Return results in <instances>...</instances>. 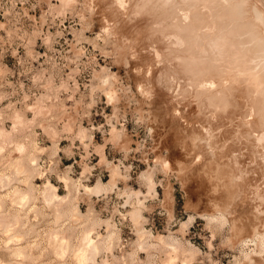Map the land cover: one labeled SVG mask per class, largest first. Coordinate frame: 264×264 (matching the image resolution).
<instances>
[{"label": "rangeland", "instance_id": "obj_1", "mask_svg": "<svg viewBox=\"0 0 264 264\" xmlns=\"http://www.w3.org/2000/svg\"><path fill=\"white\" fill-rule=\"evenodd\" d=\"M262 20L0 0V264H264Z\"/></svg>", "mask_w": 264, "mask_h": 264}, {"label": "bare ground", "instance_id": "obj_2", "mask_svg": "<svg viewBox=\"0 0 264 264\" xmlns=\"http://www.w3.org/2000/svg\"><path fill=\"white\" fill-rule=\"evenodd\" d=\"M203 2H204V1H203ZM240 2H241V1H240ZM219 4H220V3H219ZM234 4H235V3H234ZM240 4H241V3H240ZM208 5H209V4H208ZM218 6H219V5H218ZM220 6H221V5H220ZM200 7H201V6H200ZM202 7H203V6H202ZM240 7H241V6H240ZM261 7H262V6H261ZM217 8H218V7H217ZM219 8H220V7H219ZM238 8H239V7H238ZM255 8H256V7H255ZM255 8H254V9H255ZM225 9H226V8H225ZM202 10H203V9H202ZM217 10H218V9H217ZM233 10H234V9H233ZM204 11H205V10H204ZM251 11H252V10H251ZM255 11H256V10H255ZM190 12H191V11H190ZM227 12H228V11H227ZM236 12H237V11H236ZM257 12H258V13H257L256 16H257V17H258V15L261 16V14H259V11H257ZM225 13H226V12H225ZM255 13H256V12H255ZM217 15H218V14H217ZM225 15H226V14H225ZM227 15H228V14H227ZM237 16H238V15H237ZM203 17H204V15H203ZM215 17H216V16H215ZM227 17H228V16H227ZM212 18H213V17H212ZM258 18H259V17H258ZM235 19H236V18H235ZM237 19H238V18H237ZM253 19H254V18H253ZM189 21H190V20H189ZM191 21H192V20H191ZM213 21H214V20H213ZM242 21H243V20H242ZM262 21H264V20H262ZM183 22H184V21H183ZM191 23H192V22H191ZM209 23H210V22H209ZM211 23H212V20H211ZM236 23H237V22H236ZM242 23H243V22H242ZM194 24H195V23H194ZM225 24H226V23H225ZM230 24H231V23H230ZM195 25H196V24H195ZM242 25H243V24H242ZM212 26H213V25H212ZM200 27H201V26H200ZM221 27H222V25H221ZM236 27H237V26H236ZM249 27H250V26H249ZM208 28H209V27H208ZM241 28H242V27H241ZM244 28H245V27H244ZM214 29H216V28H214ZM248 29H249V28H248ZM205 30H206V29H205ZM207 30H208V29H207ZM228 30H229V29H228ZM243 30H244V29H243ZM256 30H257V29H256ZM192 32H193V31H192ZM222 32H223V30H222ZM241 32H242V31H241ZM244 33H245V32H244ZM216 34H217V33H216ZM218 35H219V34H218ZM249 35H250V34H249ZM215 36H216V35H215ZM261 36H262V35H261ZM192 37H193V36H192ZM201 38H202V37H201ZM214 38H215V37H214ZM253 38H254V37H253ZM205 40H206V39H205ZM237 40H238V39H237ZM203 41H204V40H203ZM203 41H201V42H203ZM252 42H253V41H252ZM248 45H249V44H248ZM195 46H196V45H195ZM205 46H206V45H205ZM229 46L231 47V45H229ZM206 47H207V46H206ZM206 47H205V48H206ZM196 49H197V48H196ZM207 49H208V47H207ZM248 49H249V48H248ZM234 50H235V49H234ZM208 51H209V50H208ZM261 52H262V51H261ZM194 54H195V53H194ZM208 55H209V54H208ZM210 56H211V55H210ZM261 56H262V55H261ZM230 57H231V56H230ZM262 57H264V56H262ZM195 58H196V57H195ZM226 58H227V57H226ZM226 58H225V59H226ZM230 59H231V58H230ZM213 60H214V59H213ZM223 60H224V59H223ZM207 61H208V60H207ZM211 61H212V60H211ZM211 61H210V62H211ZM229 61H230V60H229ZM254 61H255V60H254ZM212 62H213V61H212ZM198 64H199V63H198ZM212 64H213V63H212ZM201 65H202V64H201ZM210 65H211V64H210ZM191 67H192V66H191ZM205 67H206V66H205ZM194 69H195V68H194ZM204 70H205V69H204ZM255 70H256V69H255ZM201 71H202V70H201ZM205 71H206V70H205ZM207 71H208V70H207ZM207 71L205 72L206 75H208V74H207ZM231 71H232V70H231ZM202 72H203V71H202ZM199 73H200V72H199ZM221 73H222V72H221ZM233 73H234V72H233ZM259 73H260V72H259ZM199 75H200V74H199ZM214 75H215V74H214ZM191 76H192V75H191ZM211 76H213V74H211ZM219 76H220V75H219ZM225 76H226V75H225ZM230 76H231V75H230ZM191 78H192V77H191ZM212 78H213V77H212ZM201 79H202V78H201ZM212 80H213V79H212ZM215 80H216V79H215ZM234 80H235V78H234ZM258 80H259V79H258ZM192 81H193V80H192ZM200 81H201V80H200ZM209 81H210V80H209ZM224 81H225V80H224ZM197 82H198V81H197ZM210 82H211V81H210ZM216 82H217V81H216ZM227 82H228V81H227ZM230 82H231V81H230ZM230 82H229V84H230ZM232 82H233V81H232ZM191 83H192V82H191ZM203 83H204V82H203ZM208 83H209V82H208ZM260 83H261V82H260ZM201 85H203V84H201ZM208 85H209V84H208ZM225 85H226V84H225ZM243 85H244V84H243ZM245 85H246V84H245ZM194 86H195V85H194ZM194 86H193V87H194ZM233 86H234V85H233ZM250 86H251V85H250ZM207 87H208V86H207ZM210 87H211V86H210ZM215 87H216V86H215ZM248 87H249V86H248ZM202 88H203V87H202ZM219 88H220V87H219ZM229 88H230V87H229ZM231 88H232V87H231ZM261 88H262V87H261ZM216 89H217V88H216ZM233 89L236 91L235 87H233ZM209 90H210V89H209ZM209 90H208V91H209ZM219 90H220V89H219ZM227 90H228V89H227ZM249 90H250V89H249ZM255 90H256V89H255ZM217 91H218V90H217ZM231 91H233V90H231ZM240 91H241V90H240ZM262 91H264V90H262ZM202 92H203V91H202ZM254 92H255V91H254ZM199 93H200V91H199ZM209 93H210V92H209ZM205 94H206V93H205ZM230 94H231V93H230ZM253 94H254V93H253ZM216 95H217V94H216ZM245 95H247V93H246ZM232 96H234V95H232ZM211 97H212V96H211ZM214 97H215V95H214ZM220 97H221V95H220ZM226 97H227V96H226ZM252 98H253V97H252ZM211 99H212V98H211ZM253 99H255V98H253ZM220 101H221V100H220ZM261 101H262V100H261ZM217 105H218V104H217ZM253 107H254V106H253ZM226 109H227V108H226ZM252 109H253V108H252ZM224 110H225V109H224ZM250 125H251V124H250ZM261 129H262V128H261ZM262 131H264V129H262ZM262 131H261V132H262ZM262 133H264V132H262ZM262 133H261V134H262ZM261 134H259V136H260ZM255 136H256V135H255ZM262 136H264V135H261L260 138H261ZM262 138H264V137H262ZM262 141H264V140H262ZM256 142H257V141H256ZM258 142H259V141H258ZM262 143H264V142H262ZM261 145H262V144H261ZM261 145H260V146H261ZM261 147H262V146H261ZM52 187H53V186H52ZM54 188L56 189V187H54ZM46 189H47V188H46ZM19 191H20V190H19ZM15 192L18 193L17 191H15ZM48 194H49V193H48ZM48 194H47V196H48ZM29 195H30V194H29ZM31 195H32V194H31ZM50 196L53 197V195H50ZM50 196H49V197H50ZM49 197H48V199H49ZM55 197L57 198V193H56V192H55ZM46 198H47V197H46ZM50 198H51V197H50ZM51 200H52V199H51ZM57 212H58V211H57ZM14 214H15V213H14ZM3 215H4V214H3ZM215 218H216V217H215ZM6 221H7V220H6ZM4 230H5V229H4ZM86 230H87V228H86ZM254 231H255V230H254ZM12 232H13V231H12ZM15 232H16V231H15ZM86 232H87V231H86ZM256 232H257V231H256ZM3 234H4V233H3ZM16 235H17V234H16ZM253 235H254V234H253ZM9 236H11V235H9ZM260 236H261V235H260ZM253 237H254V236H253ZM261 237H262V236H261ZM8 238H9V237H8ZM18 238H19V237H18ZM248 239H249V238H248ZM248 239H247V240H248ZM13 240H14V239H13ZM258 240H259V239H258ZM67 241H68V240H67ZM85 242H86V241H85ZM91 242H92V240L90 241L89 245H91L90 248H91L92 251L94 252V250L96 251V249H97V248H96L97 245H96V244H92ZM82 243H83V242H82ZM96 243H97V242H96ZM65 244H66V243H65ZM63 245H64V244H63ZM92 245H94V246H92ZM95 245H96V246H95ZM64 246H65V245H64ZM66 246H67V244H66ZM171 246H172V245H171ZM66 248H67V247H65L64 250H66ZM172 248H173V247H172ZM23 249H24V248H23ZM91 249H90V250H91ZM19 252H20V251H19ZM90 252H91V251H90ZM91 253H92V252H91ZM91 253H90V254H91ZM92 254H93V253H92ZM24 255H25V254H24ZM170 255H171V254H170ZM14 263H15V262H14Z\"/></svg>", "mask_w": 264, "mask_h": 264}]
</instances>
